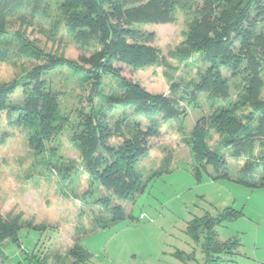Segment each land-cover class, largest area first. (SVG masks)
<instances>
[{
  "label": "rangeland",
  "instance_id": "rangeland-1",
  "mask_svg": "<svg viewBox=\"0 0 264 264\" xmlns=\"http://www.w3.org/2000/svg\"><path fill=\"white\" fill-rule=\"evenodd\" d=\"M201 3L202 0H177L169 20L141 25L143 30L154 34L151 45L157 56L153 62L137 67L114 63L122 77L136 81L151 93L177 100L181 109L174 118L161 113L150 117L136 113L131 107L116 106L107 112L111 128L119 119L123 122L122 130L126 123L128 127L146 131L151 120L155 122L151 126L153 133L146 139L147 150L135 164L144 180L142 192L129 200L105 189L112 197L111 204H120L124 210L121 220L104 228L94 227L98 218L108 220L110 215L102 204L84 203L80 199L89 180L82 169V156L69 139L73 132L70 124H65L52 145L56 150L50 146L49 150L47 144L46 151L39 153L28 142L26 128L4 124V113L1 114V131L5 135L0 140V214L13 221L19 230L15 240L0 243V264H79L70 255L76 243L87 250L85 264H204L205 231L198 226L191 229V224L195 217L216 215L226 207L240 213L215 226L217 240L234 239L238 245L230 255H222L229 261L221 263L264 264V188L236 181L237 177L252 181L259 176L258 169L250 175L241 169L247 161L257 163L264 149V136L247 138L249 144L238 156H231V148L222 147L228 176L212 179L217 171L209 164L199 176L192 170L196 168L192 132L199 127L208 131L206 143L215 147L220 134L209 127L210 115L218 104L227 101L210 105L205 93L190 94L204 64L196 54L182 59L186 53L182 42ZM59 15L56 6L45 11L39 8L33 15L23 14V20L8 18L6 30L17 34L32 48L56 53L75 64L80 50L63 32ZM42 62V58L27 55L11 62L0 61V84L19 81L33 65ZM44 78L59 91L62 109L83 105L87 111L91 107L87 100L90 84L81 85L69 68H57ZM107 79L105 82L115 85ZM234 83L237 81L231 80L232 100L237 92ZM108 88H104L105 92ZM19 95L18 90L11 98L18 99ZM91 102L96 104L97 98L94 96ZM118 141L120 137L109 138L110 143ZM50 156L60 161L63 178L50 166L53 162ZM156 170L157 175L149 177ZM99 189L104 190L102 185Z\"/></svg>",
  "mask_w": 264,
  "mask_h": 264
},
{
  "label": "trees",
  "instance_id": "trees-1",
  "mask_svg": "<svg viewBox=\"0 0 264 264\" xmlns=\"http://www.w3.org/2000/svg\"><path fill=\"white\" fill-rule=\"evenodd\" d=\"M52 1L0 0V61L11 62L22 55L43 61L33 65L19 81L0 84V116L4 113V124L8 126L26 128L28 142L40 150L39 153L46 151L47 144L54 149L52 145L65 124H70L73 132L69 139L82 156V169L89 180L80 199L84 203L102 204L109 219L98 218L94 227L104 228L125 216L120 204H111L112 197L105 189H110L119 198L134 200V195L144 188L142 173L135 164L140 154L146 152V139L153 133L151 126L155 125L151 120V126L143 131L125 123L122 130L123 122L119 119L111 128L107 112L116 106L131 107L136 113L150 117L161 113L174 118L181 112L177 100L162 93H151L136 81L122 77L114 63L137 67L153 62L157 56L151 45L154 34L143 30L141 25L169 20L177 0H54L53 4ZM50 5L57 7L63 32L80 50L75 64L56 53L33 49L17 34H9L6 30L8 18L23 20V14L33 15L39 8L45 11ZM182 45L186 52L182 59L196 54L204 64L190 94L205 93L210 105L227 100L225 104H218L210 115L209 127L220 134L219 146L216 144L211 148L206 143L208 131L199 127L192 132L191 147L196 167L192 170L199 176L209 164L217 171L212 179L228 176L222 147L231 148V156H238L247 146V138L264 136V0H202ZM64 67L79 78L81 85L90 84L89 110L86 111L83 105L69 110L61 108L59 91L51 87L44 76ZM107 77L115 85L105 82ZM231 80L237 81L234 83L235 100L230 98ZM106 86L108 92L104 90ZM18 90V99L11 98ZM94 96L96 104L91 102ZM1 128L0 121V140L5 135ZM113 136L120 137V141L110 143L109 138ZM52 156L50 166L63 178L60 161ZM256 169L260 170L256 180L237 177L236 181L248 187L264 188V149L257 163L247 161L241 171L250 175ZM157 171L151 172L149 177L157 175ZM100 185L104 190L99 189ZM239 213L226 207L216 215L195 217L191 229L198 226L205 231L204 264L229 261L222 255H230L238 243L234 239L218 241L215 226L224 218ZM18 230L13 221L0 214V243L15 240ZM70 255L79 264H85L88 259L87 250L77 243L71 248Z\"/></svg>",
  "mask_w": 264,
  "mask_h": 264
}]
</instances>
